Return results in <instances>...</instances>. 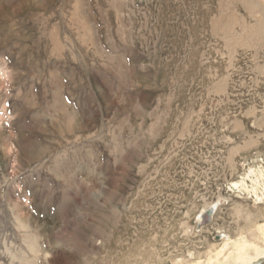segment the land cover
I'll list each match as a JSON object with an SVG mask.
<instances>
[{
  "label": "rangeland",
  "instance_id": "rangeland-1",
  "mask_svg": "<svg viewBox=\"0 0 264 264\" xmlns=\"http://www.w3.org/2000/svg\"><path fill=\"white\" fill-rule=\"evenodd\" d=\"M258 1L0 0V264L257 256Z\"/></svg>",
  "mask_w": 264,
  "mask_h": 264
},
{
  "label": "water",
  "instance_id": "water-1",
  "mask_svg": "<svg viewBox=\"0 0 264 264\" xmlns=\"http://www.w3.org/2000/svg\"><path fill=\"white\" fill-rule=\"evenodd\" d=\"M215 211L216 207L211 205L202 214H200L201 220L197 223L198 230L212 222ZM217 237L219 238L220 236L218 235ZM252 264H264V258L258 259Z\"/></svg>",
  "mask_w": 264,
  "mask_h": 264
},
{
  "label": "bare ground",
  "instance_id": "bare-ground-1",
  "mask_svg": "<svg viewBox=\"0 0 264 264\" xmlns=\"http://www.w3.org/2000/svg\"><path fill=\"white\" fill-rule=\"evenodd\" d=\"M243 1H245V0H243ZM247 1V0H246ZM251 1H255V0H251ZM257 2H256V4H258V6L260 5L259 4V1L258 0H256ZM248 2H249V0H248ZM262 6V5H261ZM260 7V6H259ZM250 8H251V6H250ZM251 170V169H250ZM252 173H254L253 171H252ZM250 175V174H249ZM241 182H243V181H240L239 183H241ZM238 185V182H233L231 185H230V187H232V186H237ZM214 206L215 205H218V203H214L213 204ZM227 246H228V243L226 244ZM250 249L251 250H254V251H256L257 252V256L256 257H253L252 259H250V260H248V262H246L245 264H252V263H254L255 261H257L258 259H261V258H264V247H263V245H262V247L261 246H258L256 243H251L250 244ZM244 255H246V251L243 253Z\"/></svg>",
  "mask_w": 264,
  "mask_h": 264
},
{
  "label": "built area",
  "instance_id": "built-area-1",
  "mask_svg": "<svg viewBox=\"0 0 264 264\" xmlns=\"http://www.w3.org/2000/svg\"><path fill=\"white\" fill-rule=\"evenodd\" d=\"M228 188L231 190V187L230 186H228ZM217 209V208H216ZM215 213H216V211H215Z\"/></svg>",
  "mask_w": 264,
  "mask_h": 264
},
{
  "label": "crops",
  "instance_id": "crops-1",
  "mask_svg": "<svg viewBox=\"0 0 264 264\" xmlns=\"http://www.w3.org/2000/svg\"><path fill=\"white\" fill-rule=\"evenodd\" d=\"M213 220H215V219L213 218Z\"/></svg>",
  "mask_w": 264,
  "mask_h": 264
}]
</instances>
